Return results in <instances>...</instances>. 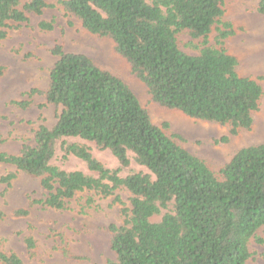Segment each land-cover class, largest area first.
I'll return each mask as SVG.
<instances>
[{
  "label": "trees",
  "instance_id": "obj_1",
  "mask_svg": "<svg viewBox=\"0 0 264 264\" xmlns=\"http://www.w3.org/2000/svg\"><path fill=\"white\" fill-rule=\"evenodd\" d=\"M224 1L58 0L52 5L0 0V40L27 22V14L40 16L58 7L87 33L113 42L157 107L228 126L234 137L251 129L263 92L255 80L238 75L237 59L224 47L241 30L221 21ZM257 11L264 16V0ZM214 26V46H207ZM39 28L51 31L53 22H41ZM182 32L203 40L201 47L194 46L197 55L179 49L177 35ZM50 53L56 61L47 90L27 95H43L59 109L56 122L51 128L38 126L33 144L23 145L18 154L0 153V165L16 171L0 176V183L9 186L17 172L38 178L46 196L30 201L28 208L54 210H64L77 194L108 198L125 190L130 197L129 206L122 208L123 224L108 228L115 259L105 264H245L251 257L250 240L264 244V144L238 150L214 172L166 135V123L154 125L121 79L60 45ZM11 104L25 109L30 102ZM69 138L109 151L119 167L106 168L87 146L67 143ZM228 141L224 137L218 142ZM57 144L63 160L79 159L92 175L53 166ZM129 154L147 173L120 175L130 166ZM92 203L87 197V206ZM28 215V209L11 212L13 218ZM4 217L0 212V221ZM27 244L33 247L32 241ZM0 264L23 263L14 253L0 252Z\"/></svg>",
  "mask_w": 264,
  "mask_h": 264
},
{
  "label": "rangeland",
  "instance_id": "obj_2",
  "mask_svg": "<svg viewBox=\"0 0 264 264\" xmlns=\"http://www.w3.org/2000/svg\"><path fill=\"white\" fill-rule=\"evenodd\" d=\"M29 0H23V3ZM56 4L58 0H44ZM259 0H225L222 22L240 28L233 37L224 42L228 54L237 59L239 76L255 80L262 88L258 111L252 114L253 124L249 131L240 130L234 137L229 127L190 119L179 112L168 111L153 104L144 85L130 74L128 64L119 57L114 44L84 31L80 23L58 7L44 10L42 15L27 14V22L7 32L0 40V153L16 155L23 145H32L38 126L51 128L59 109L46 102L43 95L27 94L32 90L45 92L49 83V70L56 61L50 50L60 45L64 52L83 54L102 70L121 79L147 111L152 123L158 127L167 124L166 135L180 147L203 160L209 168L218 172L240 149L264 144V16L257 11ZM41 22H53L51 31L39 28ZM216 26L207 38V46H214ZM203 40H192L182 32L177 35L179 49L188 55H197ZM28 101L25 109L12 102ZM228 137L227 143H219ZM67 143L85 145L91 155L106 168L119 167L109 151H98L93 144L79 139H66ZM130 166L120 175L147 173L136 165L128 155ZM53 166L63 171H81L92 175L85 164L75 157L62 159L59 144L56 146ZM16 172L10 166L0 165V176ZM40 179L17 172L9 186L0 183V212L5 217L0 221V252L14 253L23 264H105L114 260L110 250L109 226H122V208L129 206V194L115 191L113 196L103 198L92 193L77 194L67 201L64 210H54L35 205L32 200L45 199ZM93 203L87 206V197ZM119 199V201H116ZM15 209H28L25 218H13ZM166 211H162L164 214ZM159 217L153 221H159ZM261 235V230L258 231ZM27 241H32L29 247ZM251 257L245 264H264V244L250 240Z\"/></svg>",
  "mask_w": 264,
  "mask_h": 264
}]
</instances>
